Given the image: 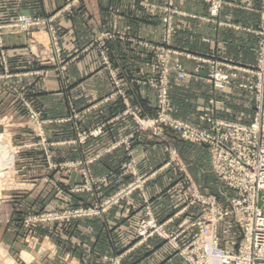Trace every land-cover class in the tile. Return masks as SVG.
<instances>
[{
    "label": "rangeland",
    "instance_id": "374dc122",
    "mask_svg": "<svg viewBox=\"0 0 264 264\" xmlns=\"http://www.w3.org/2000/svg\"><path fill=\"white\" fill-rule=\"evenodd\" d=\"M202 1L209 5L213 17L219 15L225 4L232 2ZM74 3L75 0H66L63 13L74 16ZM145 7L161 17L162 37L159 43L129 35V30L113 28L102 32L85 47L64 46L55 22L56 14L40 16L27 12L13 15L0 13V145L7 146L13 159L12 167L0 176V264H74L73 258L58 251L73 249L75 241L67 234L74 229V224L92 219L101 220L115 209L125 213L127 206L124 203L137 192L141 194L145 216L130 222V237H125L122 229L123 234L117 237L120 241L117 250L121 248L122 252L114 256L99 255L95 260L100 264H123L129 254L153 238L158 237L169 244L154 232H149L147 237L140 235L143 224L155 217L144 192L148 174L134 172L140 164L134 150V139L146 135L166 142L174 136L180 141L193 143L181 137L185 128L179 127V124L209 129V119L224 120L218 115L225 110V104L214 97L195 102L201 111L200 121L206 123V127L176 117L171 99L173 78L180 81L196 78V74L206 68L208 75L205 79L212 82L217 91L231 84L249 90L245 88L246 85L258 83L257 77L251 76L249 71L256 69L259 56L264 51V44L261 43L264 39L261 33L264 32L261 29L257 31L260 41L255 50L256 61L243 64L216 53L194 52L175 45L176 19L183 14L176 0L147 2ZM14 35L26 36L27 46L24 55L19 54L18 61L11 63L4 38ZM112 40H121L140 48L141 55L138 58L141 61L137 65V73L143 76L149 70L152 75L148 79L133 82L130 75L132 68L119 67L113 61L115 51L108 43ZM93 48L98 53L99 69L108 76L111 91L95 102L93 108L98 115L89 123L85 119L89 109L80 110L72 93L68 91L72 86L70 69L74 62ZM183 58L194 62L192 74L186 69ZM128 81L138 82L154 90L156 107L153 114H145L134 103ZM56 82L60 83L63 91L68 90L64 92L68 114L52 118L38 97ZM251 94L254 98V117L256 96L262 99L264 94ZM113 103H120L123 108L118 116L109 118L104 113L105 108ZM121 117H130L135 123L134 130L128 136L109 147H98L99 152L87 158L75 156L77 153L85 155L89 142L96 140L93 143L97 146V140L107 136L112 123ZM59 125L65 126L59 128ZM119 146H124L128 154L125 167L129 170V178H125V184L118 181L114 184L116 187L106 189L107 186L112 187L113 181H108L112 173L97 176L93 165L112 148ZM205 147L209 152L208 147ZM167 165H173L179 173L186 174V165L174 146L169 149ZM157 222L165 225L164 222ZM81 253L79 260L82 264H88L91 258L88 248L84 246ZM135 255L137 260L143 257L139 251Z\"/></svg>",
    "mask_w": 264,
    "mask_h": 264
},
{
    "label": "crops",
    "instance_id": "0c3cea01",
    "mask_svg": "<svg viewBox=\"0 0 264 264\" xmlns=\"http://www.w3.org/2000/svg\"><path fill=\"white\" fill-rule=\"evenodd\" d=\"M160 1L75 0V15L69 16L62 10L66 0H0V13L13 15L17 12H27L40 16L56 14L55 22L60 30L61 44L64 46L85 47L102 32L113 28L129 30V35L159 43L162 37L161 17L146 8L145 4ZM261 2L262 0H232L221 8L218 16L213 17L209 5L202 0H176V5L183 14L176 19L177 33L173 43L194 52L216 53L243 64H253L256 61L255 50L260 41L257 31L261 28ZM108 43L115 51L112 55L113 61L119 67L132 68L130 75L133 82L148 79L152 75L149 70L143 76L137 73V65L141 61L138 58L141 55L140 48L121 40H112ZM4 44L9 52V62L13 63L18 61L19 54L24 55L27 38L24 35L6 36ZM191 61L183 58L190 74L193 72L194 64ZM207 75L208 69L204 68L196 74V78L184 81L173 78L171 99L175 108L174 115L186 122L206 127V123L200 121L201 111L195 102L214 97L225 104V110L218 115L219 118L250 124L254 114V98L251 92L239 87L238 84H231L225 86L222 91H217L214 84L205 79ZM70 76L72 86L67 91L72 93L80 110L89 109L85 119L92 123L98 115L93 108L95 102L111 91L107 74L99 69L97 50L93 48L82 54L70 69ZM128 82L129 93L134 96V103L142 108L145 114H153L156 107L154 90L138 82ZM56 83L52 87L47 86L46 92H42L43 95L38 97L40 104L52 118L65 117L68 114L67 98L64 95L67 91H63L60 83ZM122 108V104L113 103L105 108L104 113L109 118H113L119 115ZM134 125L130 117L115 119L107 136L97 140L99 143L97 146L93 143L96 140L89 142L86 154L77 153L75 156L86 158L92 156L99 152L100 147H109L128 136L134 130ZM64 126L58 127L64 128ZM168 140L162 142L146 135L136 136L133 144L140 164L134 172L148 174L144 192L149 199L152 213L158 221L165 223L166 229L172 231L177 230L181 224L191 220L198 213L196 206L186 208L184 192L190 182L203 192L211 191L210 194L217 196H220V190L225 188L212 172L210 155L205 146L183 142L174 136ZM173 146L186 165L185 175L179 173L173 165H167L169 149ZM127 156L125 147L119 146L112 148L104 158L93 165V171L97 176L107 172L112 173L108 178V181H113L112 187L107 186L106 189L116 187L117 185L114 184L118 181L122 184L127 182L124 181L125 178H129V174L127 175L129 170L125 167ZM220 199L225 201L224 198ZM124 206H127L125 213L115 209L101 220L92 219L75 223L74 229L67 234L75 241L73 249H68L69 251L60 249L59 253L62 251L61 253L68 254L73 258L74 264H82L79 259L82 248L86 246L91 256L88 264H100L95 260L97 256H114L115 253L122 252L121 248L117 250L120 243L117 237H120L122 229L125 231V237H130L132 234L129 230L130 222L145 216V207L139 192L126 201ZM123 247L125 248L124 245ZM138 251L142 252L143 256L140 260L135 258L137 256L135 253ZM127 263L185 264L181 256L158 237L129 254L123 261V264Z\"/></svg>",
    "mask_w": 264,
    "mask_h": 264
},
{
    "label": "built area",
    "instance_id": "2783aa9c",
    "mask_svg": "<svg viewBox=\"0 0 264 264\" xmlns=\"http://www.w3.org/2000/svg\"><path fill=\"white\" fill-rule=\"evenodd\" d=\"M260 15L264 32V0ZM255 68L249 72L258 83L245 88L264 94V51ZM256 98L250 124L211 119L209 129L179 124L185 128L184 140L208 147L213 172L225 190L217 196L190 182L186 208L198 207L197 215L175 232L150 218L140 235L158 234L185 264H264V96Z\"/></svg>",
    "mask_w": 264,
    "mask_h": 264
},
{
    "label": "bare ground",
    "instance_id": "6f19581e",
    "mask_svg": "<svg viewBox=\"0 0 264 264\" xmlns=\"http://www.w3.org/2000/svg\"><path fill=\"white\" fill-rule=\"evenodd\" d=\"M13 165L12 155L6 145H0V176ZM1 178V177H0Z\"/></svg>",
    "mask_w": 264,
    "mask_h": 264
}]
</instances>
